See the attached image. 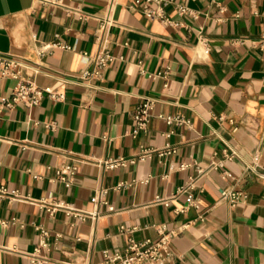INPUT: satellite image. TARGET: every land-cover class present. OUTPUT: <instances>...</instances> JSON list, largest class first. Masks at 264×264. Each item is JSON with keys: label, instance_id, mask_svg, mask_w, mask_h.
I'll list each match as a JSON object with an SVG mask.
<instances>
[{"label": "crops", "instance_id": "crops-1", "mask_svg": "<svg viewBox=\"0 0 264 264\" xmlns=\"http://www.w3.org/2000/svg\"><path fill=\"white\" fill-rule=\"evenodd\" d=\"M158 4L180 24L149 18L143 0H0V55L22 60L20 77L47 90L39 105L0 110V185L18 194L0 198V264H35L27 255L39 226L52 232V260L88 264L130 238H156L162 223L178 232L168 264H264V0ZM43 42L71 48L39 54ZM101 51L113 59L81 82ZM18 81L0 75V102ZM145 96L156 99L153 116L134 134ZM142 145L176 151L100 162L132 158ZM65 163L78 166L73 182L55 179ZM100 190L115 212L96 202ZM48 196L101 214L80 221L30 200Z\"/></svg>", "mask_w": 264, "mask_h": 264}, {"label": "built area", "instance_id": "built-area-1", "mask_svg": "<svg viewBox=\"0 0 264 264\" xmlns=\"http://www.w3.org/2000/svg\"><path fill=\"white\" fill-rule=\"evenodd\" d=\"M43 3H57L58 0H37ZM144 1V11L146 15L151 19H161L169 24H180L175 20L170 19L163 7L158 4L157 6H152V3L158 0H143ZM176 7L181 14H194V11L183 3H177ZM75 11V10H74ZM82 15V13L77 10L75 11ZM107 23L103 24L99 28V32H103L106 28ZM100 33L98 34V39L101 38ZM261 43L264 45V31L260 36ZM205 41V40H204ZM71 48L70 45L62 42H43L39 48V54H44L46 51L54 48ZM113 59V55L109 54L107 51H101L93 57L95 63V70L93 72H86L81 76V82L87 83V80L91 75L96 77L101 76V71L107 66V64ZM23 61L19 58H14L10 56L0 55V75L2 76H12L18 78L19 81L17 85L13 88V91L9 97L4 98L0 102V110L7 106L13 107L18 102H26L31 106L39 105L47 90L37 85L34 81L23 80L20 77V71L16 68L23 66ZM158 72L157 75H160ZM51 97L55 99H63L65 95L61 92L50 91ZM156 99L152 97L145 96L142 101L138 104L134 113L135 129L133 133L138 131H147L148 124L153 116L152 110L154 109ZM167 122L175 121L178 124L188 123L189 120L182 115H168L164 117ZM157 150L161 154L175 152L176 148L174 146H165L160 149H152L144 145L141 146L140 151L136 156L132 158H118V159H108L100 160L108 168H113L118 165H124L127 162H135L138 160H145L146 156ZM78 172V166L72 163H65L60 166L56 173L55 179L73 182ZM264 177V172L260 173ZM145 180H143L144 182ZM126 185V182H122L119 186ZM192 183L190 184V186ZM184 189V186L180 190ZM106 190H100L97 194L96 202L104 204L108 212H115L117 209L109 202L104 194ZM15 191L10 190L5 185H0V198L17 197ZM224 197H230L232 201H235L240 195L237 191H224ZM31 202L38 204L40 207L44 208L50 214H54L57 211H63L66 215L72 216L77 220L86 221L88 219L96 220L101 211L98 208L93 210H82L77 208L72 202H68L62 198H56L53 196L42 197V198H30ZM188 224H184L183 227L186 228ZM39 243L35 246L34 250L30 252L27 256L30 258L32 263L35 264H58L49 256V252L52 250V232L46 227L39 226ZM122 229L132 231L125 226ZM158 231V236L156 238H145L137 240L130 238L128 244L123 251H112L110 249L103 250V259L99 263H88V264H168V262L175 255L172 248L173 238L178 233L176 230H171L168 228L167 224L162 223L156 226ZM61 234L56 233L55 239L58 240ZM65 264H73L72 262H64Z\"/></svg>", "mask_w": 264, "mask_h": 264}]
</instances>
